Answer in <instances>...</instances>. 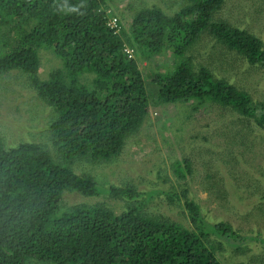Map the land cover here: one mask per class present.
<instances>
[{"label": "trees", "instance_id": "trees-1", "mask_svg": "<svg viewBox=\"0 0 264 264\" xmlns=\"http://www.w3.org/2000/svg\"><path fill=\"white\" fill-rule=\"evenodd\" d=\"M112 1L0 0V74H26L56 114L50 143L6 145L0 135V264H223L217 251L238 237L230 223L207 221L189 188L162 168L156 186L144 190L103 183L78 173L73 163L118 158L152 103H180L191 114L217 104L264 128V101L191 54L212 38L250 65L264 66V41L218 17L227 0H182L174 11L142 6L119 31L108 26L107 10L117 7ZM43 49L60 60L46 79L38 76ZM155 56H171V64L147 76L138 58ZM172 166L177 179L194 173L188 156ZM69 191L105 194L122 201L123 209L64 207ZM159 196L186 209L192 227L153 213L149 205Z\"/></svg>", "mask_w": 264, "mask_h": 264}, {"label": "rangeland", "instance_id": "rangeland-1", "mask_svg": "<svg viewBox=\"0 0 264 264\" xmlns=\"http://www.w3.org/2000/svg\"><path fill=\"white\" fill-rule=\"evenodd\" d=\"M181 2L114 0L111 4L117 5L115 11L128 28L132 14L142 6L157 4L174 11ZM218 17L264 41V0H227ZM191 54L216 76L264 101L263 65H250L235 51L215 44L212 38L204 39ZM171 61V56L138 58L139 68L147 76L169 66ZM58 66L60 60L51 50H41L40 79H46ZM188 108L191 107L180 103H152L140 132L118 158L109 162L75 159L73 166L78 173L92 174L103 183L134 184L144 190L156 186L157 172L162 168L175 184L189 188L207 221H226L236 231L238 237L228 239L217 251L223 264H264V128L217 104L192 114ZM54 115L53 108L37 95L26 74L19 70L0 74V135L6 145L52 142L49 127ZM238 131L241 135L235 134ZM183 156L191 158L194 173L177 179L172 163ZM163 198H155L150 210L192 227L188 211ZM82 203H104L116 213L123 209L122 201L105 194L88 197L69 191L63 195L64 207ZM34 264L53 263L36 260Z\"/></svg>", "mask_w": 264, "mask_h": 264}, {"label": "built area", "instance_id": "built-area-1", "mask_svg": "<svg viewBox=\"0 0 264 264\" xmlns=\"http://www.w3.org/2000/svg\"><path fill=\"white\" fill-rule=\"evenodd\" d=\"M108 11L112 12L108 22V26H110L115 31H119L121 29V24H122L119 15L116 12H113V9L108 8ZM127 52L132 53L133 51L131 49H128Z\"/></svg>", "mask_w": 264, "mask_h": 264}, {"label": "clouds", "instance_id": "clouds-1", "mask_svg": "<svg viewBox=\"0 0 264 264\" xmlns=\"http://www.w3.org/2000/svg\"><path fill=\"white\" fill-rule=\"evenodd\" d=\"M106 10H107V8H106Z\"/></svg>", "mask_w": 264, "mask_h": 264}]
</instances>
